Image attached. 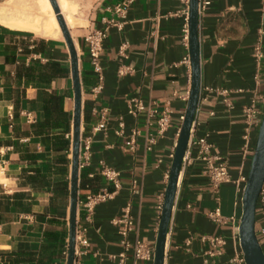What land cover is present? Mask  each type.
I'll list each match as a JSON object with an SVG mask.
<instances>
[{
    "label": "crops",
    "instance_id": "1",
    "mask_svg": "<svg viewBox=\"0 0 264 264\" xmlns=\"http://www.w3.org/2000/svg\"><path fill=\"white\" fill-rule=\"evenodd\" d=\"M79 58L83 97L82 138L92 137L90 165L81 171L77 221L88 228L90 246L78 264H118L122 252L121 218L131 204L135 231L130 235L155 249L163 201L191 89L189 43L185 26L189 6L185 0H56ZM200 16L201 100L191 137H207L212 154L228 164L233 182L214 191L198 158V146L189 148L181 173L165 249L164 264H233L242 250L239 227L242 194L236 184L248 174L252 157L242 153L244 108L256 92L260 98L257 122L264 118V61L262 83L254 80L257 65L254 46L264 29V0H208ZM127 3L125 17L114 8ZM65 4L67 9L63 10ZM122 24L112 27L101 59L103 89L95 93L98 78L89 61L85 37L104 28L103 19ZM70 19V21H69ZM53 21V23H52ZM54 21L57 27H54ZM53 24V25H52ZM126 46L124 51L122 47ZM128 67L124 76L118 70ZM229 92V110L222 91ZM63 96V109L48 103ZM143 100L146 110L134 118L127 101ZM167 102L173 111L164 137L153 151L145 150L147 111ZM74 85L70 51L50 0H0V264L5 254L33 253L31 264H66L70 238L72 128ZM26 113L34 122H28ZM71 133H64V114ZM125 129L119 133V118ZM103 122L104 129L95 131ZM138 128L137 148L131 150L132 131ZM155 129L153 128L152 131ZM259 128L253 130L256 140ZM70 139L69 151L64 147ZM100 161L121 173L122 189L96 207L85 222L81 198L107 183ZM93 192L81 188V178ZM135 182V184H134ZM139 193H134L133 186ZM217 207L226 219L215 223L209 213ZM264 208L257 206L256 232L264 252ZM222 237L221 254L209 258L207 238ZM128 264H133L132 250ZM138 264H145L139 262Z\"/></svg>",
    "mask_w": 264,
    "mask_h": 264
},
{
    "label": "built area",
    "instance_id": "2",
    "mask_svg": "<svg viewBox=\"0 0 264 264\" xmlns=\"http://www.w3.org/2000/svg\"><path fill=\"white\" fill-rule=\"evenodd\" d=\"M187 4H190V0H185ZM210 5L208 0H199V13L200 16L205 12L207 6ZM127 3H122L114 8V14L118 16L125 17L127 13ZM104 28L95 29L90 32L85 37V42L88 47L89 61L94 74L98 78V86L94 89L95 93L100 92L103 89V68H102V55L104 51V44L108 38L109 31L112 27L121 28L122 24L117 22L114 18L103 19ZM187 23L185 26V39L187 45L189 43V18H187ZM125 45L122 47V51L125 49ZM254 58L257 65V73L255 75L256 85L259 86L262 83V65L264 61V29L260 30L259 38L254 46ZM186 62L190 64V58L186 59ZM132 72L128 67L122 66L118 70L119 76H124L127 73ZM221 94L225 96L224 104L229 109L232 110L234 105L229 99V92L222 91ZM189 98H187L188 100ZM260 98L256 92H254L251 98L250 104L244 108V132H243V145L242 153L244 158L253 157L255 152V145L253 141V130L259 128L260 124L257 122V116L259 115V110L257 108ZM146 110L145 104L140 98H131L127 101V114L138 118ZM28 122H34L32 114L26 113ZM173 111L170 107V103L167 102L161 108L153 109L152 106L148 108L147 111V121H146V131L144 133L145 150L151 152L158 145L160 139H162L165 133L168 131L171 123V118ZM183 122L184 116L181 117ZM105 124L101 122L95 129V131H100L104 129ZM155 129L152 131V129ZM125 129L124 118H119V133L121 134ZM143 135L142 131L135 128L131 135V150L135 151L137 148L138 137ZM179 137V133L177 135ZM92 137L81 138L80 147V172L86 169L90 165L92 158ZM198 146V158L205 163L204 173L209 178V183L212 189L216 192L220 189L223 184L233 182L231 175L229 173L228 164L219 156L212 154L213 145L208 141L207 137H200L193 140L192 137L189 142L188 150L184 158L183 168L186 164L187 154L191 146ZM175 152V151H174ZM174 152L171 154V159L174 157ZM4 171V168H0V174ZM100 174L106 181L107 185L102 190L96 193H88L81 198L80 206L84 212L85 222H90L94 215L95 209L98 205L106 203L114 198V196L122 189L121 173L110 167L105 161H100ZM166 179H169V172L166 174ZM248 181V174L241 173L239 178L234 181L238 191L242 194L244 193L245 187ZM135 184V182H134ZM134 193H139L135 185L133 186ZM163 201L158 206V210L161 213L163 210ZM264 208V185L262 187L258 205ZM209 217L215 222L224 224L226 219L222 216L221 209L217 207L214 211L209 213ZM116 224L121 225L120 230V243L122 246V252L114 257L118 260V264H128L129 257L128 254L132 250L133 264H138L139 262H144L145 264L154 263L155 249L151 248L147 243L142 242L139 238H136L134 245L130 243V235L135 231V219L131 213V204L129 203L124 211L121 218L116 220ZM259 233L264 235V229H261ZM211 250L207 252L209 258H214L221 254L219 247L226 245V240L222 237H209L207 238ZM90 246L88 239V228L77 221L76 223V251H75V262L74 264L80 263V258L85 255ZM66 256L68 252L65 253ZM231 262L233 264H247L243 251H239L232 258ZM205 264H210V260L206 259Z\"/></svg>",
    "mask_w": 264,
    "mask_h": 264
},
{
    "label": "water",
    "instance_id": "3",
    "mask_svg": "<svg viewBox=\"0 0 264 264\" xmlns=\"http://www.w3.org/2000/svg\"><path fill=\"white\" fill-rule=\"evenodd\" d=\"M58 23L65 36L70 56L71 72L74 85V112L72 128V172L70 201V238L66 264H74L76 251V223L78 216V200L81 172L80 147L82 138L83 97L79 68V58L71 39L59 5L50 0ZM200 13L199 0H190L189 6V58L191 63V89L184 120L180 129L179 139L172 159L169 179L165 190L163 210L155 246L154 263L164 264L167 236L178 192V185L183 171L186 152L191 139L195 117L201 100V47L199 39ZM264 185V118L261 121L256 140L255 152L251 160L248 181L245 187L242 204L243 214L239 227L240 244L247 264H264V252L260 245L257 232V205Z\"/></svg>",
    "mask_w": 264,
    "mask_h": 264
},
{
    "label": "trees",
    "instance_id": "4",
    "mask_svg": "<svg viewBox=\"0 0 264 264\" xmlns=\"http://www.w3.org/2000/svg\"><path fill=\"white\" fill-rule=\"evenodd\" d=\"M51 105H58L59 108L63 109L64 105V97L63 96H53L48 101ZM65 121L63 123L64 125V133L70 134L71 133V120L67 117V114H64ZM70 139H67L65 141L64 147L67 148L69 151L70 148ZM84 174H82L81 178V188H88L91 189L93 192H96L93 188H91L90 183L84 178ZM7 256L6 264H31L34 261V254L33 253H25V252H13L5 254Z\"/></svg>",
    "mask_w": 264,
    "mask_h": 264
},
{
    "label": "bare ground",
    "instance_id": "5",
    "mask_svg": "<svg viewBox=\"0 0 264 264\" xmlns=\"http://www.w3.org/2000/svg\"><path fill=\"white\" fill-rule=\"evenodd\" d=\"M62 7H63V10H66L67 9V7H66V5L65 4H63L62 5ZM69 21H70V19H69ZM52 23H53V21H52ZM53 25V24H52ZM57 27V24L55 23V21H54V27Z\"/></svg>",
    "mask_w": 264,
    "mask_h": 264
},
{
    "label": "rangeland",
    "instance_id": "6",
    "mask_svg": "<svg viewBox=\"0 0 264 264\" xmlns=\"http://www.w3.org/2000/svg\"><path fill=\"white\" fill-rule=\"evenodd\" d=\"M71 138H72V133H71ZM71 156H72V150H71ZM71 160H72V157H71Z\"/></svg>",
    "mask_w": 264,
    "mask_h": 264
}]
</instances>
